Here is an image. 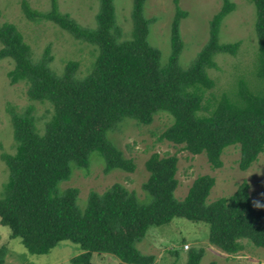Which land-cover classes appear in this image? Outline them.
Returning <instances> with one entry per match:
<instances>
[{"label": "trees", "instance_id": "1", "mask_svg": "<svg viewBox=\"0 0 264 264\" xmlns=\"http://www.w3.org/2000/svg\"><path fill=\"white\" fill-rule=\"evenodd\" d=\"M145 0H132L130 38L119 39L112 0H98L95 26L82 27L55 0L41 12L21 0L28 20H46L93 47L88 73L75 76L79 62L69 59L60 76L54 75L46 46L32 60L28 43L18 28L9 22L0 24V59L11 58L7 72L10 84L24 82L31 101L47 103L49 115L38 131L31 108L11 111L15 150L1 152L8 174L0 192V224L8 226L10 236L18 237L32 255L46 254L63 240L76 243L80 255L73 264H90L92 254L111 255L125 264H153L154 257L142 255L136 244L149 227L169 223L174 217L203 221L209 226L208 242L227 255L244 248V243L264 247V195L253 205L249 184L241 181L228 196L208 202L215 184L213 176H197L185 196H174L177 155L150 154L145 163L147 179L142 190L147 202L133 191L113 183L101 193L90 191L84 208L76 201L78 189H60L73 169H86L89 152L103 157L102 172L112 169L133 171L129 157L107 136L124 119L140 125L153 122L159 112L173 121L159 135L180 144L192 154L204 152L213 169L222 165L220 153L229 144H237V168L247 170L264 152V85L253 90L237 78L230 93L209 95L215 81L208 69L216 68L215 55L234 53L238 41L221 42L219 28L234 8L222 0L220 9L209 20L208 38L194 58L183 68L179 54L183 40L179 24L187 12L175 6L170 27V50L160 61L158 46L147 42L149 23L142 13ZM256 9L255 31L258 56L255 75L264 81V0H252ZM3 249H0L2 264ZM204 249L190 248L186 264H200ZM209 264H215L211 261ZM231 264V263H228Z\"/></svg>", "mask_w": 264, "mask_h": 264}, {"label": "rangeland", "instance_id": "2", "mask_svg": "<svg viewBox=\"0 0 264 264\" xmlns=\"http://www.w3.org/2000/svg\"><path fill=\"white\" fill-rule=\"evenodd\" d=\"M31 9L47 11L51 0H26ZM234 8L224 17L219 28L221 42L238 41L234 53L219 52L215 55L216 68L208 69L215 81L207 96H218L222 91L230 93L237 78L253 89L259 90L264 81L255 75L258 56V42L255 31L256 9L252 0H229ZM115 25L119 29V39L130 38L132 0H112ZM61 13H66L82 27L95 26L94 15L98 0H55ZM176 4L187 12L181 19L179 32L183 40L179 54V65L183 68L194 58L208 38L209 20L220 9L222 0H145L142 13L145 18L153 19L149 23L147 42L159 47L160 61L165 62L170 50V27ZM13 23L24 36L31 51L32 60H37L44 48L48 47L51 56L48 61L50 71L60 76L69 59L79 62L75 76L84 77L89 70L93 57V47L75 39L70 33L46 20H28L21 9V0H0V24ZM1 46V44H0ZM13 68L11 58L0 59V153H12L15 150L11 111L23 112L31 108L35 127L43 129L42 121L49 115L47 103L31 101L26 96V84H10L7 72ZM172 117L159 112L152 123L140 125L131 119H124L113 130L107 131L108 139L116 145L125 157L132 160L131 172L112 169L102 172L103 157L97 150L89 152V164L86 169L74 168L70 178L60 183V189L76 187L77 205L84 208L88 193L103 192L113 183L126 190L133 191L138 200L147 202L149 196L142 190V183L148 172L144 163L153 152L160 155H177L176 178L178 185L174 196L181 200L192 181L199 175L214 177L215 184L208 195V202L231 194L236 186L245 181L249 184L251 202L256 205L264 195V152L247 169L237 168L238 146L226 145L220 153L222 165L213 169L207 162L204 152L192 154L159 135L172 123ZM7 168L0 157V192L7 179ZM209 226L203 221H191L183 217H174L169 223L149 227L143 239L136 244L142 255L153 256V264H186L190 248L204 249L200 264H264V247L244 243V248L227 255L208 242ZM186 246V247H185ZM0 249H3L2 264H73L71 259L80 255L78 244L68 240L56 243L46 254L32 255L22 245L20 238L11 237L8 226L0 224ZM90 264H125L111 255L92 254Z\"/></svg>", "mask_w": 264, "mask_h": 264}, {"label": "built area", "instance_id": "3", "mask_svg": "<svg viewBox=\"0 0 264 264\" xmlns=\"http://www.w3.org/2000/svg\"><path fill=\"white\" fill-rule=\"evenodd\" d=\"M186 247V246H185Z\"/></svg>", "mask_w": 264, "mask_h": 264}]
</instances>
